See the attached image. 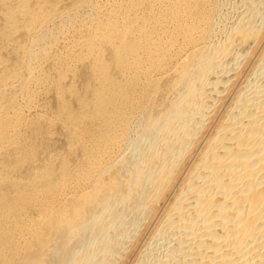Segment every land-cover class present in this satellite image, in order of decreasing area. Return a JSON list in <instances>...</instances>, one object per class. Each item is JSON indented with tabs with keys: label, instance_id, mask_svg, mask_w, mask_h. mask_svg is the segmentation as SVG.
<instances>
[{
	"label": "bare ground",
	"instance_id": "obj_1",
	"mask_svg": "<svg viewBox=\"0 0 264 264\" xmlns=\"http://www.w3.org/2000/svg\"><path fill=\"white\" fill-rule=\"evenodd\" d=\"M137 248L264 264V0H0V264Z\"/></svg>",
	"mask_w": 264,
	"mask_h": 264
},
{
	"label": "rangeland",
	"instance_id": "obj_2",
	"mask_svg": "<svg viewBox=\"0 0 264 264\" xmlns=\"http://www.w3.org/2000/svg\"><path fill=\"white\" fill-rule=\"evenodd\" d=\"M149 231H150V230H148V231H147V230L144 231V232H146V233H143V235H142L143 237H142V238H145V236H147V232L149 233ZM142 238H141V240H142ZM139 243H140V242H139ZM141 244H142V243L138 244V246H139L138 248H140V249H141V246H142ZM140 245H141V246H140ZM138 248L136 249L137 251L134 250L132 253H130L129 257H128L127 260H126L127 263H125V264H132L131 262H133V261L137 258V256H138V252H139V250H140V249H138ZM133 253H134V254H133ZM131 255H132V256H131ZM128 259H129V260H128Z\"/></svg>",
	"mask_w": 264,
	"mask_h": 264
}]
</instances>
